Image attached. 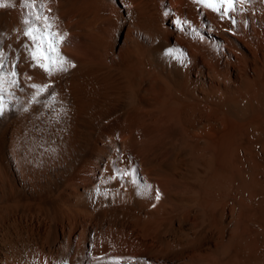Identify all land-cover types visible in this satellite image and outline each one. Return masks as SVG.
<instances>
[{
  "label": "bare ground",
  "instance_id": "obj_1",
  "mask_svg": "<svg viewBox=\"0 0 264 264\" xmlns=\"http://www.w3.org/2000/svg\"><path fill=\"white\" fill-rule=\"evenodd\" d=\"M214 7L0 0V264H264V0Z\"/></svg>",
  "mask_w": 264,
  "mask_h": 264
},
{
  "label": "snow or ice",
  "instance_id": "obj_2",
  "mask_svg": "<svg viewBox=\"0 0 264 264\" xmlns=\"http://www.w3.org/2000/svg\"><path fill=\"white\" fill-rule=\"evenodd\" d=\"M24 4L27 5L29 3V0H23ZM200 3H206L208 7L213 8L214 10H219L217 8L214 7L215 3H220L222 5H232V8H228L225 7L224 8V12L225 14H227L228 12H230L231 10L234 9V0H199ZM165 15H168V13H165ZM40 17L37 16L36 19H39ZM45 20H47L48 18L45 17ZM177 24H179V21H176ZM186 23V22H185ZM232 23H236L235 19H232ZM52 25L51 24H46V28H51ZM39 29H33L31 26L28 27V30L24 32V35L29 37L31 39V41L33 42L36 51L32 52L30 49V60L35 61V64L33 65L35 66H39L40 68L44 69L45 71H49V64L48 63H42L41 59L45 60V61H51L52 57H51V53H55L56 56L59 58L60 61V71H67V68L64 67V63H65V58L60 55L58 49L55 47L56 45V41H55V37L58 35V33L55 32H49L48 35V39L47 41H45L43 35H36L34 34L35 32H38ZM65 36L67 35V33L64 34ZM64 37H60V39L62 40ZM37 41H39V43H37ZM47 43V49L45 51H40V49L43 47V45ZM169 54H172V50H169ZM4 60H5V56L3 51H0V115H3L5 113V104H4V100H3V96L6 92V89L4 88V77L2 75V73L4 72ZM72 67H74L75 65H71ZM16 64L15 62H13L12 64V71L10 73V75L12 77H16L17 76V72H16ZM11 79L8 80L7 83L9 85V90L7 91L8 95H12L10 89L11 88H15L18 87V81L16 79ZM29 79H31L29 77ZM31 87L33 89H37L38 91H36V93L33 95L32 100L33 102L36 101L37 97L40 96L42 93H44L47 88L50 87V85H44L43 87H41L40 85H36V84H32ZM128 173H122V175H127ZM115 178V177H114ZM133 183H135V181H133ZM151 188V185H145V193H147V190ZM160 192L157 189L156 190V194H155V199L159 200L160 199ZM154 206V205H153ZM61 264H64V262H61Z\"/></svg>",
  "mask_w": 264,
  "mask_h": 264
}]
</instances>
